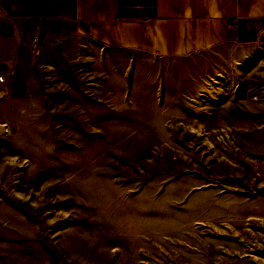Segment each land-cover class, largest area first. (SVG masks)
Here are the masks:
<instances>
[{
    "label": "rangeland",
    "instance_id": "374dc122",
    "mask_svg": "<svg viewBox=\"0 0 264 264\" xmlns=\"http://www.w3.org/2000/svg\"><path fill=\"white\" fill-rule=\"evenodd\" d=\"M264 40L161 57L70 35L0 87V264H264ZM195 203V204H193Z\"/></svg>",
    "mask_w": 264,
    "mask_h": 264
},
{
    "label": "crops",
    "instance_id": "0c3cea01",
    "mask_svg": "<svg viewBox=\"0 0 264 264\" xmlns=\"http://www.w3.org/2000/svg\"><path fill=\"white\" fill-rule=\"evenodd\" d=\"M70 35L111 49L192 55L264 40V0H0V87L28 97L39 51ZM199 211L201 219H264V193L221 191Z\"/></svg>",
    "mask_w": 264,
    "mask_h": 264
},
{
    "label": "built area",
    "instance_id": "2783aa9c",
    "mask_svg": "<svg viewBox=\"0 0 264 264\" xmlns=\"http://www.w3.org/2000/svg\"><path fill=\"white\" fill-rule=\"evenodd\" d=\"M3 80V76L0 75V82ZM263 165H264V158H263V161H262Z\"/></svg>",
    "mask_w": 264,
    "mask_h": 264
}]
</instances>
